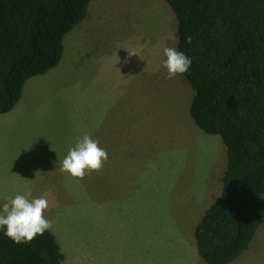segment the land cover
<instances>
[{"label": "rangeland", "instance_id": "rangeland-1", "mask_svg": "<svg viewBox=\"0 0 264 264\" xmlns=\"http://www.w3.org/2000/svg\"><path fill=\"white\" fill-rule=\"evenodd\" d=\"M76 28L73 58L37 75L19 116L0 123V207L45 197L62 264H207L193 230L221 193L226 146L193 121L184 76L165 78L174 12L165 0H91L64 40ZM84 134L108 159L80 179L60 165ZM229 264H264V218Z\"/></svg>", "mask_w": 264, "mask_h": 264}, {"label": "trees", "instance_id": "trees-1", "mask_svg": "<svg viewBox=\"0 0 264 264\" xmlns=\"http://www.w3.org/2000/svg\"><path fill=\"white\" fill-rule=\"evenodd\" d=\"M90 1L0 0V114L16 106L30 78L59 64ZM165 1L177 20V50L191 59L182 74L194 92L190 115L226 146L221 193L194 227L195 246L205 263L229 264L264 218V0ZM63 260L50 229L20 244L0 230V264Z\"/></svg>", "mask_w": 264, "mask_h": 264}, {"label": "clouds", "instance_id": "clouds-1", "mask_svg": "<svg viewBox=\"0 0 264 264\" xmlns=\"http://www.w3.org/2000/svg\"><path fill=\"white\" fill-rule=\"evenodd\" d=\"M187 39L191 41V37ZM136 54V51H129V56ZM163 54L166 57L162 61V66L167 70L166 79H173L188 71L191 59L183 52L174 47H164ZM107 159L108 153L99 146V141L89 134H84L69 148L60 170L83 179L86 174L100 171ZM31 196L30 190L25 194H16L0 207V229L16 244L29 242L37 234L43 235L52 227V222L44 216V211L49 207L48 200L45 197L29 199Z\"/></svg>", "mask_w": 264, "mask_h": 264}, {"label": "crops", "instance_id": "crops-1", "mask_svg": "<svg viewBox=\"0 0 264 264\" xmlns=\"http://www.w3.org/2000/svg\"><path fill=\"white\" fill-rule=\"evenodd\" d=\"M81 30H77V28H76V30L74 31V33L75 34H72L71 35V38H69V39H71V42H69V40H64L65 42H64V45H63V54H64V56H65V62H68V60H69V56H70V60L73 58V53H72V47H73V38L75 37V35H76V33H79ZM66 37V36H65ZM65 39V38H64ZM72 44V45H71ZM71 47V48H70ZM70 53V55H69V53ZM64 59V58H63ZM63 61V60H62ZM60 63V62H59ZM59 65V64H58ZM57 65V66H58ZM54 69H55V67H54ZM39 76V75H38ZM36 77V78H35ZM35 77H32V78H30L27 82H26V84H25V91H27V94H30V90H31V88H29V90L28 89H26L27 88V86H28V84H29V86H30V83H31V81H33L34 79L36 80V79H41V77H37V76H35ZM34 80V81H35ZM23 103H21V105H22ZM17 105V104H16ZM14 109V108H13ZM12 109V110H13ZM11 110V111H12ZM11 111H9V112H7V113H4V114H0V123H7V122H9L10 120H12V119H15V118H17L19 115H14V114H11Z\"/></svg>", "mask_w": 264, "mask_h": 264}]
</instances>
